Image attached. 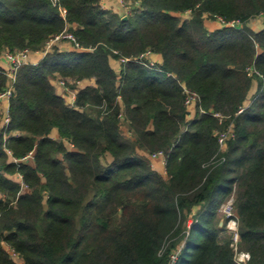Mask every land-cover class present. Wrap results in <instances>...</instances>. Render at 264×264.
<instances>
[{"label": "trees", "instance_id": "16d2710c", "mask_svg": "<svg viewBox=\"0 0 264 264\" xmlns=\"http://www.w3.org/2000/svg\"><path fill=\"white\" fill-rule=\"evenodd\" d=\"M133 1L123 19L100 0H0V55L40 50L65 30L82 48L54 46L16 71L10 154L0 147V264H238L236 250L264 264V80L236 114L254 80L247 67L264 75V29L247 26L264 0ZM206 17L240 26L209 31ZM147 52L161 64L144 65ZM110 59H125L119 72ZM57 77L94 85L68 106ZM7 84L0 67V93ZM183 86L198 97L191 118ZM158 151L166 178L140 153ZM233 194L236 243L219 216Z\"/></svg>", "mask_w": 264, "mask_h": 264}, {"label": "built area", "instance_id": "2783aa9c", "mask_svg": "<svg viewBox=\"0 0 264 264\" xmlns=\"http://www.w3.org/2000/svg\"><path fill=\"white\" fill-rule=\"evenodd\" d=\"M118 2L124 8L126 15L131 13V9L128 6H126V0H118ZM214 20L217 21L218 23H220L221 26L222 25H228V26H232V27L240 26V24L234 20L229 21V22H225L221 18H215ZM60 41H68L73 45L74 49L82 50V48L78 45L75 36L71 32H68L67 30H65V31H63L57 35L52 36L50 39H48V41H46L45 45L40 50H37V52H40L41 54H43V56H45V54L52 51L55 44L57 42H60ZM31 52L32 51H30L29 49H23V50H18L15 52H8L7 51L4 53L6 62L8 63V66L6 68H4V71H5L6 75L8 76V84L6 86V89L0 93V102L4 101V100L9 102V97L13 91V84L15 82L16 71L23 64H32L29 62V56H30ZM149 54L150 53L147 52L144 55H145V57H147V55H149ZM141 57L138 58V60L139 59L141 60ZM134 60L137 61V58H135ZM118 61L122 62V61H125V59H119ZM143 64L146 66H149V67H155V64L150 62V61H148L147 63L143 62ZM246 72L250 77H253L255 80L256 79L264 80V75H262L258 71H256L253 66L247 67ZM58 82H59V85L63 89V96L66 97V99L68 100L67 105L68 106H74L77 89H74V88H71L68 86V83H73V82H71V81L68 82L67 79H62L59 77H58ZM79 82H76V83L74 82V83L77 84ZM183 90H184V93L186 94L185 105L188 108L194 107L197 100H198L197 94L195 92H191V91L187 90L184 86H183ZM250 102H251V100H249L248 102L245 101L244 104L239 107L236 114L242 113L246 109V107L250 104ZM213 115L220 116L219 114H216V113H214ZM9 122H10V119H9V114H8V105L5 108H1V106H0V147H2L3 150L6 151V153H8V154H10V150L7 148L6 145H7V140L9 138V135H10V132H8ZM231 137H234V132H233L232 126L230 125L226 131H224L223 133L220 134L219 139H218V143H219L220 149L222 151H224L226 149V146H227L226 141ZM148 156L150 158L162 156V159L164 161L163 153L161 151L152 153ZM28 158L31 159L32 154H29L24 159H28ZM19 177H21V176L19 175ZM233 240H234V243L237 242V240H238V234L237 233L234 234ZM2 244H3V247L8 246L5 243H2ZM9 250L14 255H17V253L13 249H11L10 247H9ZM235 250H236V247H235ZM17 258H18V255H17ZM172 258L175 259V256H173ZM248 260H249V254L248 253H246V252H239L238 253L236 250V261L238 264H248Z\"/></svg>", "mask_w": 264, "mask_h": 264}, {"label": "crops", "instance_id": "0c3cea01", "mask_svg": "<svg viewBox=\"0 0 264 264\" xmlns=\"http://www.w3.org/2000/svg\"><path fill=\"white\" fill-rule=\"evenodd\" d=\"M100 5L103 9L112 11V12L120 15L122 18L127 17V15L125 14L124 8L121 6V4L118 2V0H100ZM204 24H205V27L209 31H213V30L221 27L220 23H218L217 21L212 20V19L207 20V18H204ZM247 26H249L252 30H255V31H259L261 29H264V16H257L256 18L250 20L247 23ZM72 27H75V25H72ZM55 47L59 51H64V52L74 50L73 45L68 41L57 42L55 44ZM43 57H44L43 54H41L40 52L32 51L30 53V56H29V62L32 64H36ZM146 58L148 61L154 63L155 65L161 64V62H162V57L158 53H150L149 55H147ZM110 65L116 72H119V70H120V62L119 61L116 60V62H115L114 60L110 59ZM7 66H8V63L6 62L4 53H2V55H0V67H2L4 69ZM51 84L53 85L56 94L63 97L65 103L67 104L68 100L66 99V97L63 96V89L59 85L58 77L56 79L51 80ZM257 84H258L257 80H255V79L252 80V85L250 87V90H249L248 95H247L246 100H245L246 102H248V99L250 98L251 95H252V97L250 100H252V98L254 97L255 92L257 90ZM87 85H94L93 79L80 81L79 83L76 84V89L79 90L81 88H84ZM7 105H8V101H6V100L0 102L1 108H5ZM189 110H190L189 117L191 118L194 115V107H190ZM15 133H17V132H12V134H15ZM50 135L53 138H58L57 130L52 129ZM140 153L147 156L146 153H143V152H140ZM160 165H162V163H160ZM16 176H18L20 181H18ZM12 179H14L18 182H21V177H19L18 174L13 176Z\"/></svg>", "mask_w": 264, "mask_h": 264}, {"label": "rangeland", "instance_id": "374dc122", "mask_svg": "<svg viewBox=\"0 0 264 264\" xmlns=\"http://www.w3.org/2000/svg\"><path fill=\"white\" fill-rule=\"evenodd\" d=\"M138 2V1H137ZM135 2L133 0H126V6H128L131 10L132 8H134ZM180 17L182 19H185L188 17L189 12H185L182 14H179ZM207 20H210L212 18L210 17H206ZM214 20V19H212ZM116 62L115 59H112ZM118 61V60H117ZM252 95L250 96V98L248 99V101L251 99ZM121 131L123 133L124 136H130L129 133H127V129L126 126L122 123L121 125ZM70 148V146H68ZM147 158L150 161L151 167L153 170H155L156 172H158L162 177L166 178V172H165V160L163 161L162 156H158V157H149L147 155ZM32 159V158H31ZM31 159L28 158L29 162H31ZM105 162H109L110 161V155L107 154L105 156V159L103 160ZM159 161V162H158ZM160 163H162V165H160ZM16 178L18 179V181H20V179L18 178V176H16ZM233 202H234V194L230 195L228 197V199L226 200V202H224L219 209V216H221V218L225 217L227 218V222H226V227H225V231L223 232L222 236L223 237H227V236H231L232 238L234 237V234L237 233L238 234V223H237V219L234 213V209H233ZM197 210V208H194L193 212H195ZM189 218L191 219V215L189 216ZM190 223V222H189ZM223 223L222 220H220V225ZM5 250L9 253V255L11 256V258L16 261L19 262L17 255H14L10 250L8 246H4ZM238 252V251H237ZM239 253V252H238Z\"/></svg>", "mask_w": 264, "mask_h": 264}, {"label": "water", "instance_id": "95a60500", "mask_svg": "<svg viewBox=\"0 0 264 264\" xmlns=\"http://www.w3.org/2000/svg\"><path fill=\"white\" fill-rule=\"evenodd\" d=\"M123 19H126V17H124Z\"/></svg>", "mask_w": 264, "mask_h": 264}]
</instances>
